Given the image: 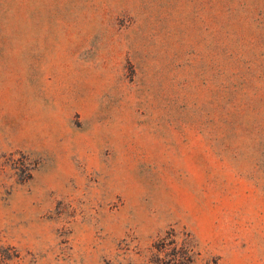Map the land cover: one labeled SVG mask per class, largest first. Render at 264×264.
Segmentation results:
<instances>
[{"label": "rangeland", "instance_id": "rangeland-1", "mask_svg": "<svg viewBox=\"0 0 264 264\" xmlns=\"http://www.w3.org/2000/svg\"><path fill=\"white\" fill-rule=\"evenodd\" d=\"M0 264H264V0H0Z\"/></svg>", "mask_w": 264, "mask_h": 264}]
</instances>
